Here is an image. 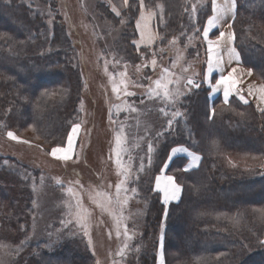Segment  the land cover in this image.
I'll return each instance as SVG.
<instances>
[{
    "label": "trees",
    "instance_id": "trees-1",
    "mask_svg": "<svg viewBox=\"0 0 264 264\" xmlns=\"http://www.w3.org/2000/svg\"><path fill=\"white\" fill-rule=\"evenodd\" d=\"M205 1L206 7L197 16L201 30L198 37L202 38L207 18L212 15L211 0ZM190 2L144 0L147 7L158 9L165 24L160 25L161 40L158 38L152 48L135 50L129 41L132 35L126 36L120 47L126 69L137 71V79L146 73L148 76L154 74L149 64L139 63L142 54L147 53V59L152 54L164 56V52L155 51L169 48L175 37L186 45L192 29L186 20ZM236 4L233 22L236 48L244 65L264 81V0H236ZM157 5H162V10ZM99 10L114 24L120 20L106 2L99 3ZM139 13L140 2L130 0L122 14L134 35ZM62 24L63 19L56 17L51 31L53 36L44 35L42 39L41 31L46 27L41 24L39 12L20 0H0V130L11 128L32 144L43 147L65 143L72 125L82 121L86 82L69 64L71 44L62 37ZM189 48L190 55L195 56L197 52L191 53L193 48ZM52 49H66V52L47 53ZM62 57L64 61L60 60ZM90 73L96 81L97 94L92 90L94 102L102 104L105 111L110 108L109 101L113 107L120 104L119 100L111 99L113 95H104L101 65L93 64ZM194 83L191 93L167 108L169 120L173 122L169 125L168 120L165 121L168 128L154 153V163L129 183L143 203L146 218L145 233L137 240L140 242L138 256L129 260L133 264H158V253L152 250L149 239L145 240V234L157 233L163 227L166 207L146 177L148 175L153 183L167 163L171 150L184 146L199 154L202 160L198 168L182 171V177L186 178L184 182L181 180L182 198L167 211L163 244L165 264H264V170L255 168L253 158L260 156V164L264 160V112L235 97L228 103L219 97L211 100L210 88L200 79ZM90 91L86 92L92 96ZM177 111L181 115L173 118L171 114ZM94 120L101 126L102 121L95 113ZM100 132L106 140L111 139L110 129L102 131L98 127L96 137ZM100 151L104 152L101 146ZM243 154L249 156L246 162L239 157ZM3 159L0 154V171L5 170L1 165ZM180 162L173 161L169 169H182L185 163ZM72 171L69 169L70 173ZM89 173L84 168L75 170L80 179L88 178ZM23 195L19 179L0 172L3 232L16 230L17 219L24 213L23 206L17 203ZM31 263L91 264V261L86 251L73 244L63 254L47 253L41 256L40 262L35 259Z\"/></svg>",
    "mask_w": 264,
    "mask_h": 264
},
{
    "label": "rangeland",
    "instance_id": "rangeland-1",
    "mask_svg": "<svg viewBox=\"0 0 264 264\" xmlns=\"http://www.w3.org/2000/svg\"><path fill=\"white\" fill-rule=\"evenodd\" d=\"M101 1L106 2L116 18L120 19L118 23L114 24L102 16L99 10ZM20 2L41 14V24L46 27V30L41 31L42 39L46 35L53 36L51 31L56 17L60 16L63 19L62 37L71 44L68 51L69 64L78 71V76L86 82V86L82 121L75 123L80 127L74 137L72 151L68 153L70 159H63V152L57 153L56 156L51 155L55 147L67 148V138L63 144L53 147L41 145V147L32 144V141L23 138L11 128L0 130V154L4 156L1 165L5 166V170L0 172L17 177L20 190L24 191V195L20 196L22 200L17 202L24 208L23 215L17 219L18 229L12 228L3 232V224L0 221V231L2 230L0 232V264H32L31 261L35 259L40 262L44 254L55 252L63 254L73 244H78L88 253L91 264H133L129 259L133 260L138 256L140 242L137 240L141 239L145 233L146 218L143 203L139 202L135 192L131 191L133 188L129 187V183L131 184L132 179L135 180L142 172L144 174L148 166L154 163V153L163 141L168 128L165 121L169 120V116L165 115V112L167 113V108L173 105L155 95L150 98L148 91L149 88L156 89L154 81L161 79L162 76L164 77L162 82L173 81L168 84L170 91L180 92L174 104L195 89L193 86L195 83L188 84L187 81L189 78L193 82L201 79L205 67V39L198 37L201 30L197 16L201 9L206 7L207 2L191 0L189 4L186 20L192 29L186 45L180 43L179 37H175L169 48L161 47L155 51L156 53L164 52V56L158 57L152 54L147 59V53L142 54L139 63L149 64L152 68L150 70L154 71V76H148L146 73L138 79L137 71L126 69L120 47L124 44L126 36L132 35L130 44L135 50H141L138 47L137 27L140 13L135 22L136 38L122 15L128 7V3L125 5L124 0L117 2L114 0H47L46 2L20 0ZM193 5L196 6L195 12H193ZM144 6L145 13L149 11L155 13L152 16L154 30L157 38H160V25L165 24L164 20L160 17L158 9L149 8L145 4ZM113 8L116 11H113ZM182 27L184 28L183 25ZM35 32L37 33L36 30ZM139 41L144 43L142 40ZM126 47L127 44L123 48ZM189 47L193 48L191 53L197 52L195 56L190 55ZM51 52L65 54L66 49L47 51V53ZM153 59L156 60L155 67L151 63ZM60 60L64 61V57ZM93 64H100L102 67L104 90L106 89V92L102 90V93L104 91L106 97L109 94L113 95L111 99L115 102L119 100V109L114 108L109 101L107 106L110 108L105 111L102 104L94 102L92 90L95 92L96 81L90 73ZM164 69L168 70L167 73H164ZM114 85L117 91L113 90ZM88 89H91L92 96L86 92ZM159 91L162 92L163 89ZM128 92L134 95H126ZM113 108L115 112L112 111ZM162 108L164 112L160 111ZM94 113L102 121L101 126L95 124ZM98 127L102 131L104 128L110 129L111 139H107L108 142L103 132L96 137ZM9 131L18 139H11L7 135ZM117 132H120L122 138L121 165L129 170V177L120 193L121 200L124 197L128 200L122 206L117 203L116 198V184L124 179L120 174L123 168L117 165L115 139ZM95 144L97 146L94 148ZM100 146L104 149L103 153L100 151ZM239 157L246 162L249 156L243 154ZM253 158H255V168L264 170V160L260 164V156ZM167 160L162 171L155 176L153 183L148 175L146 177V181L153 185L152 190L160 195L161 202L166 207L163 227L157 233H153L154 235L150 232L148 236L145 234V240L149 239V245L153 246L152 250L158 253V264H161V252L163 264H165L164 248L161 249V244L162 246L164 244V222L167 211L170 205L181 200L183 193L181 180L183 182L186 180L184 176L182 177L186 160L180 157L173 159L169 157ZM173 161L184 162V169L180 167L169 169ZM78 167L90 172L88 178L80 179L76 176L75 170H78ZM69 169H73L72 173ZM158 176H171L174 182L181 186L178 200L164 202L163 193L156 187ZM69 188L72 189L71 193L68 191ZM109 198L111 203H108ZM78 211L84 217L82 222L77 216ZM125 226L127 236L124 234ZM161 237H163L162 241ZM125 244H127L126 248H124ZM121 248H124L123 255H118Z\"/></svg>",
    "mask_w": 264,
    "mask_h": 264
},
{
    "label": "snow or ice",
    "instance_id": "snow-or-ice-1",
    "mask_svg": "<svg viewBox=\"0 0 264 264\" xmlns=\"http://www.w3.org/2000/svg\"><path fill=\"white\" fill-rule=\"evenodd\" d=\"M128 0H124V4L127 5ZM211 4H212V15L209 16L207 18L206 24L207 26L203 29V36L204 38L207 40L208 43V60H207V71L209 74H211L213 72V68L217 67L219 68L221 66V58L216 55L215 60L213 59L214 53L216 52V50L220 47V43L221 41L225 38L226 33L225 32H220L219 36L216 37L215 40L212 39H208L209 37V32L212 28L216 27L221 19H223V16L225 13L227 12H232L235 8V0H225L224 4H218L217 0H211ZM144 0H140V19L137 20V27H141V21L142 20H146V19H150L152 15H154L155 13L152 11H149L147 14L144 11ZM157 7H159L162 10V5H157ZM196 10V6L193 5V12H195ZM113 11H116L115 8H113ZM117 15H119V12H117ZM146 27V24H145ZM141 35L143 37L144 33L143 31L141 32ZM149 43H151V36H149ZM234 51V50H233ZM238 58V57H237ZM152 65L153 67H155L156 65V60L153 59L152 60ZM164 73H167V69L163 70ZM235 69H232L231 72L228 73L227 76L225 75H221L219 77V79H217L215 81L216 85H227L224 88V97H225V101H227V98L230 94V91L235 88V85L237 83L236 79L233 77V73L235 72ZM251 74V70H249V75ZM164 80V77L162 76L161 79H157L156 81H154L155 85H156V89H151L149 88L148 91V96L151 98L153 95L161 97L163 100L167 101L170 104H174L176 102V99H178L180 92L178 90L176 91H170L168 89V84L169 83H173L172 80H167V82H162ZM188 84H193L194 82L189 78L188 79ZM198 86V85H197ZM254 86H249L250 88V92L251 89ZM159 89H163V91H159ZM114 91H117L116 86L114 85L113 87ZM237 91V93H239V89H235ZM260 91L262 93L261 99L264 100V86H262L260 88ZM126 95H134V93H126ZM241 100H244V97L241 95L240 96ZM246 102V101H245ZM114 107H116L117 109H119V105H115ZM133 111H135V109H132ZM161 112H164V109H160ZM262 111H264V109H262ZM168 113L165 112V115H167ZM173 118H175L176 116L181 115V113L174 112L171 114ZM172 119L168 120V124L171 125L172 124ZM80 125L79 124H75L71 127V130L69 131L68 135H67V148H61V147H55L52 149L51 151V155L52 156H56L57 153L59 152H63L64 156L63 159L67 160L70 159L71 157L68 155L69 152L72 151L73 148V142H74V137L77 135V131L79 129ZM7 135L11 138V139H18V137H16L14 135V133H12L11 131H9L7 133ZM116 146H117V151H116V156H117V165L120 166L121 168H123V166L121 165V161H120V151L121 149V144H122V138H121V134L120 132H117L116 134ZM27 142V141H25ZM151 151V148L149 149ZM173 153H177V152H185L187 151V149L182 148V147H177V148H173L171 150ZM193 157V160H199L200 157L196 156L195 154H191ZM124 179L119 181L116 184V198H117V203L121 204V206L123 204L127 203L128 198L124 197L123 200L120 199V193L121 190L123 188L124 183L127 181L128 177H129V170L127 168H123L122 172L120 173ZM162 181H164V183L162 184ZM156 187L157 189H159L160 192L163 193V199L165 203H168V201L170 200H178L179 199V194L181 192V186L177 183L174 182L173 177L171 176H158L156 178ZM125 191H127V189H124ZM70 193L72 192V189L69 188L68 190ZM132 192H135V189L131 190ZM108 203H111V198H109ZM78 206H79V202H78ZM77 216L80 218V221L82 222L84 217L81 216L80 212H77ZM118 225H119V221H118ZM85 234H87V232H85ZM119 231H117V235H119ZM127 236V228L125 226V233ZM163 240V237H161V241ZM127 247V244L124 245V248ZM162 244H161V249H162ZM124 248H121L120 251L117 253L118 255H123L124 252ZM161 264H163V258H162V252H161Z\"/></svg>",
    "mask_w": 264,
    "mask_h": 264
},
{
    "label": "crops",
    "instance_id": "crops-1",
    "mask_svg": "<svg viewBox=\"0 0 264 264\" xmlns=\"http://www.w3.org/2000/svg\"><path fill=\"white\" fill-rule=\"evenodd\" d=\"M218 4H224L225 0H217ZM236 10H237V4L235 0V8L232 12H227L224 14L223 19H221L220 23L212 28L209 32L208 39L215 40L217 36H219L220 32H225L226 36L221 41L220 47L216 50L214 53L213 59L215 60L216 55H218L221 58V66L219 68L214 67L213 72L211 74L207 71V60H208V43L205 39L204 44V53L206 55V63L205 67L202 71V78L200 79L203 83H205L210 88V98L211 100H214L215 98H221L224 102L228 103L232 98H237L242 103L245 104H252L257 111L264 112L262 109H264V100L261 99L262 93L260 91V88L264 86V81L258 79L253 70L251 68H248L244 65L242 62L241 55L239 51L236 48L235 45V33L233 28V22L236 16ZM147 14V13H146ZM153 16V15H152ZM151 16L150 19L142 20L141 21V27L138 28V47H153L158 38L157 34L154 30V20ZM146 24V27H145ZM207 24L205 25V27ZM143 31L144 35L142 37L141 32ZM149 36H151V43H145L149 42ZM139 40H142L144 43H141ZM151 45V46H150ZM234 50V51H233ZM198 55V54H197ZM238 57V58H237ZM232 69H235L236 71L233 73V77L236 79L237 83L235 85V88H233L230 91V94L227 98V101H225L224 97V88L227 85H216L215 81L219 79L221 75L227 76L229 72L232 71ZM249 70H251V74L249 75ZM249 86H254L251 89ZM239 89V93L235 89ZM244 97V100L240 99V96ZM246 101V102H245ZM187 149L185 152H177L173 153L171 151L170 157L173 159L175 157L184 158L186 160L185 170H192L199 167L201 163V156L187 147L184 146H178ZM177 148V147H175ZM191 154H195L196 156H199V160H193V157Z\"/></svg>",
    "mask_w": 264,
    "mask_h": 264
}]
</instances>
